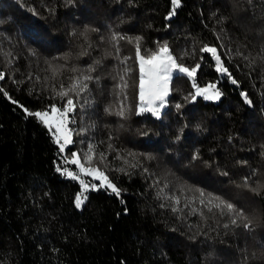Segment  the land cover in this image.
Here are the masks:
<instances>
[{"label":"trees","instance_id":"16d2710c","mask_svg":"<svg viewBox=\"0 0 264 264\" xmlns=\"http://www.w3.org/2000/svg\"><path fill=\"white\" fill-rule=\"evenodd\" d=\"M173 9L172 0H0V264H264V188L251 190L264 184V0H181L170 16ZM86 27L97 29L87 40ZM114 33L133 39L114 47ZM135 37H142L141 54L167 42L178 63L200 65L195 78L174 76L159 117L137 114ZM204 45L220 50L231 78L216 71ZM97 59L91 75L99 80L74 97V142L61 151L53 131L24 109L61 106L53 88H67L69 76L79 75L71 67ZM49 62L65 65L55 79ZM209 84L222 93L219 101L192 99ZM121 106L125 117L115 114ZM72 152L85 167H99L120 195L90 189L77 208L82 185L63 171H80ZM197 189L243 209L252 227L209 213ZM172 195L181 197L182 213L164 199ZM185 197L196 198L189 208Z\"/></svg>","mask_w":264,"mask_h":264},{"label":"snow or ice","instance_id":"6c2138e0","mask_svg":"<svg viewBox=\"0 0 264 264\" xmlns=\"http://www.w3.org/2000/svg\"><path fill=\"white\" fill-rule=\"evenodd\" d=\"M181 0H172V4L174 9L176 6L180 5ZM251 2V0H249ZM170 13L171 15L175 14V11ZM95 32L97 29H89L85 28L84 32L81 33V36L87 40L89 32ZM76 35V33H73ZM119 39H133L119 36V34H113L111 37V41L113 42V46L115 47V42ZM142 37H135L134 40L136 42V55L139 60V71H140V79H139V99H140V107L137 114L143 112H151L154 116H160V109L164 107L165 98L168 95V83L171 78V74L173 71L178 73L186 74L189 77L195 78L197 70L200 68V65L197 64L194 68L185 67L183 64L177 62V58L172 55L171 50L168 48L167 42L160 45L157 50L150 51L147 54H141L140 40ZM219 39V37H218ZM91 47V44L88 45ZM221 47H223L221 45ZM203 53H206L210 56V58L215 62L216 71L222 73L231 78V72L229 68L225 66L224 60L222 59L221 52L216 46L204 45L200 49ZM118 51V49H117ZM261 52L264 53V49H261ZM32 55H35V52H32ZM79 55L84 56L88 55L87 49L83 50ZM224 55H228L225 53ZM235 55L240 56L245 61H248V65L251 66L255 63L256 58L252 57L250 54H245L239 50L236 51ZM68 55L66 54L62 59L68 60ZM119 58V57H117ZM203 59V57H201ZM264 59V56L261 57ZM121 63H126V60H122ZM101 64V60L97 59L94 61V64L89 65L86 69H80L75 66L71 67L69 71L71 73H79V75L69 76V80L71 81L70 85L65 88V85L61 83L59 85V90L53 88L54 97L59 98L62 101L61 106H57L56 104H50L46 110L43 111H35L29 112L27 108L24 109L27 115L34 116L38 118L39 122L48 127L50 131H53V135L56 136V143L60 145V150L64 151L65 146L72 144L74 141L72 139L73 130L68 127L71 120L70 114L75 113L77 110V104L74 97H79L82 93L88 91L89 83L93 80L98 81L99 77H93L91 75L92 72L96 71V66ZM65 68V65H52L49 62V70L52 72V79H55L58 75L62 74V70ZM129 69H125V73H127ZM5 79V74L0 72V80ZM122 84L118 85L121 89L126 88L128 86L127 81L124 80V77L121 76ZM232 83L236 84L237 81L232 78ZM195 86V85H194ZM215 89L214 84H209L205 88L196 87L195 94L192 95V99L195 100L196 96H203L204 99L207 100H219L222 93L219 90ZM2 90V89H0ZM7 95V93H5ZM244 96L245 101L248 104H251V100L248 98L247 93L242 94ZM15 102V101H14ZM157 102L159 105L157 106ZM175 107L179 109L181 107L180 104H176ZM109 114H112L111 108L105 109ZM127 109L121 106L120 110L115 114L120 117L126 116ZM62 141V142H61ZM111 147V146H110ZM94 146L89 145L88 153L84 155V159L88 161L89 164L92 163L94 159ZM129 155H134L129 153ZM72 159L71 163L77 165L79 167V173L76 172H68L65 171L64 174L71 177L74 180H79L80 184L83 186L84 190L87 191L89 188L93 190H98L99 187H106L111 190L112 193L117 196L120 195V189L116 187V185L109 180L108 176L105 175L103 171L100 170L99 167H85L84 163L81 162L80 154L76 152L71 153ZM104 154H99V159L104 160ZM151 159L152 157H147ZM193 159H198L197 156H193ZM135 167V165H132ZM57 171H60L58 168ZM145 172L148 170L145 168ZM80 173H83L89 177H93L97 181H102L103 183L100 185L85 183L84 180L80 179ZM223 175H227V173H222ZM245 187H249L247 184V178L245 180ZM167 187V185H165ZM187 185L181 187L180 191H184L187 188ZM261 188H264V184L257 185L255 188H251L253 192H258ZM199 192V203L203 205L204 208L207 209L209 213H212L214 210H218L221 215L228 214L231 216V224L238 225L243 224L245 228L252 227V221L245 215L243 209L237 208L230 201L225 200L223 197L214 195L211 193H205L203 190L197 189ZM162 194V193H161ZM205 197H207L205 199ZM87 197L84 196V193H79L75 198L76 207L79 208L83 204L84 200ZM165 200L172 201V211L182 213L183 209L177 207L181 204V197L177 195L172 196H164ZM196 200L195 197L188 198L185 197V203L183 208H189L192 203ZM161 207H165V204H161ZM192 214H199L202 218L206 219L204 216V211L199 208H191ZM224 227H228L227 224Z\"/></svg>","mask_w":264,"mask_h":264},{"label":"rangeland","instance_id":"374dc122","mask_svg":"<svg viewBox=\"0 0 264 264\" xmlns=\"http://www.w3.org/2000/svg\"><path fill=\"white\" fill-rule=\"evenodd\" d=\"M176 74H178V72H176V71H173V73L171 74V78H170V80H169V83H168V95L166 96V98H165V104H164V107L163 108H161L160 109V113L162 114V112L164 111V109L166 108V106H167V104H168V98H169V95H170V93H171V81H172V79L174 78V76L176 75ZM182 74V73H181ZM186 75V74H185ZM205 87H207V86H205ZM205 87H199V88H205ZM213 90H218V88H216L215 87V89H213ZM222 96V95H221ZM221 96H220V98H221ZM196 97H199V95H197ZM201 97H203V96H201ZM212 101H215V102H217V101H219V100H212ZM159 105V102H157V106ZM148 113H151V112H148ZM160 114V115H161ZM69 127V126H68ZM52 131H54V129L52 130ZM56 137V136H55ZM73 139V138H72ZM62 142V141H61ZM71 145V144H70ZM69 145H67V146H65V148L66 147H68ZM64 172L65 171H68V172H73L72 170H70V169H66V170H63ZM83 174V173H82ZM85 174H83V176H84ZM82 175H80V179H82V180H84L85 181V183H90V184H96V185H100V184H102L103 182L102 181H97L96 180V182H95V179L93 178V177H90L91 178V180H88L87 178H84ZM91 188H89L88 190H90ZM88 190L87 191H85L84 190V188H83V186H82V190H81V192H83L84 193V196H86V193L88 192ZM80 192V193H81ZM83 204H84V202H83ZM83 204L81 205V207H79V209L80 208H82V206H83Z\"/></svg>","mask_w":264,"mask_h":264}]
</instances>
